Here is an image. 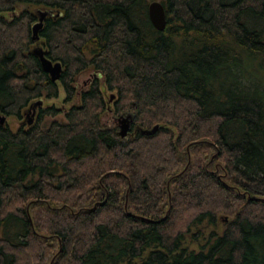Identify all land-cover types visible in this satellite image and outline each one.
I'll list each match as a JSON object with an SVG mask.
<instances>
[{"label": "trees", "instance_id": "1", "mask_svg": "<svg viewBox=\"0 0 264 264\" xmlns=\"http://www.w3.org/2000/svg\"><path fill=\"white\" fill-rule=\"evenodd\" d=\"M152 2L0 0L1 116L95 73L0 123V264H264V0Z\"/></svg>", "mask_w": 264, "mask_h": 264}, {"label": "rangeland", "instance_id": "2", "mask_svg": "<svg viewBox=\"0 0 264 264\" xmlns=\"http://www.w3.org/2000/svg\"><path fill=\"white\" fill-rule=\"evenodd\" d=\"M154 1H160V0H154ZM26 9L25 6H21L20 10ZM11 16V15H10ZM5 17H9V15H5ZM94 74L92 71L91 72H86L83 74L79 80H78V93L77 97L74 99L73 103H65L66 95L64 91L61 90L60 97L58 99L54 100H42L43 104L41 106L37 105H32L31 107L27 108L25 111L24 119L22 120H16L15 118L9 117L6 120V123L14 130L19 128L21 125H28L30 122H35L38 116V111L41 107H56V109H59L62 111V114L59 116L52 118L49 117L47 122H51L53 120H58V121H65V114L69 111L72 105H79L80 104V94L82 91L86 90L87 87H89V83L94 77ZM101 90L104 93L105 98L107 99V102L109 103L110 100H113L115 97V92H109L107 91L106 87L104 86V78H101ZM113 98V99H112ZM112 105V104H111ZM131 118L129 116H123V117H118L113 114L112 111H109L106 113L104 116V123L107 126H112L118 129V131H121L123 126H124V119ZM129 134V132H128ZM127 134V135H128ZM126 135V136H127Z\"/></svg>", "mask_w": 264, "mask_h": 264}, {"label": "water", "instance_id": "3", "mask_svg": "<svg viewBox=\"0 0 264 264\" xmlns=\"http://www.w3.org/2000/svg\"><path fill=\"white\" fill-rule=\"evenodd\" d=\"M47 14L43 13V17L40 20V23H38L37 25L34 26V34H35V40H39V36H38V31L41 29L42 27V21L44 16ZM149 18L153 24V26L158 30V31H164L166 29L167 26V14H166V10L164 5L159 2V1H154L150 4L149 6ZM38 54L40 55V57L42 58V62H43V66L45 67V69L51 73L53 79L55 81H57L59 79L60 73H61V65L60 64H53L52 62H50L49 60H47L44 56V53L42 51H38ZM114 98V97H113ZM43 104V101H39L38 103H36L35 105L37 106H41ZM7 118L4 116L0 115V123L1 124H5L6 123ZM124 126L121 130V135L122 137H125L130 129V118L124 119ZM159 128V126H156L153 130V132H155L157 129Z\"/></svg>", "mask_w": 264, "mask_h": 264}]
</instances>
